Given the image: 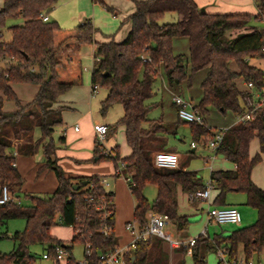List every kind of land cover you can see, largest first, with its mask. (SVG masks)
<instances>
[{
	"label": "trees",
	"instance_id": "16d2710c",
	"mask_svg": "<svg viewBox=\"0 0 264 264\" xmlns=\"http://www.w3.org/2000/svg\"><path fill=\"white\" fill-rule=\"evenodd\" d=\"M58 1L4 0L0 9V89L18 104L16 111H5L0 97V192L3 186L16 192L23 184L16 168L17 154L34 155L40 148L45 158L42 167L54 171L58 179V186L47 196L26 193L28 204L11 202L0 206L2 226L9 219L26 220L24 230L12 236L16 247L9 253L0 251V264H33L35 256L30 251L31 246L41 244L51 250L57 243L66 245L52 234L59 223L74 230L71 245H66L71 250L68 264H75L72 249L77 242L90 244L93 264H100V251L118 245L115 235L107 237L100 232V213L88 202L92 196H110L114 198L116 212L115 192L101 186L102 175H67L57 156L54 134L63 123L62 111L66 107L58 106L59 97L83 83L82 43L97 45L91 82L93 86L108 89L101 103L103 114L113 104L123 106L122 122L131 148L130 154L121 158L118 147L115 156H107L96 144L95 160L111 159L116 168L119 160L125 162L123 174L131 179L128 185L136 203L133 216L140 227L145 226L147 214L153 210L168 215L177 230L187 229L190 219L178 211V187L190 194L206 187L195 170L182 165L159 167L154 162L157 152H174L168 148L165 138V134L175 132L174 126L166 123L163 117H150L155 107L163 106L162 102L151 101L156 95L155 82L161 71L171 84L187 81L189 86L197 72L206 71L201 83L203 96L199 104L194 105L204 116V123L178 117L179 122L189 123L193 137L203 139L205 144L218 131L206 123L209 108L240 115L245 111L246 92L240 88L238 80H252L257 86L264 84V69L249 62L250 58H264V0H256L257 13H214L200 7L195 0H134L136 9L130 16L132 26L127 36L119 42L111 39L101 43L95 40L98 29L92 19L72 28L61 27L56 20L45 21L43 15H48ZM107 8L116 12L112 7ZM168 13H175L178 18L164 21ZM20 17L24 22L9 26L11 40H4L2 29L7 20ZM177 38H187L188 55L175 54ZM13 82L37 84L39 91L31 102L22 104L12 90ZM37 127L41 135L34 138ZM256 138L259 153L252 155L251 144ZM59 141L64 143L65 137H59ZM218 152L236 167L211 172L210 179L219 191L214 203L226 206L229 193L242 192L246 194V205L256 209L258 217L254 223L227 235L210 238L200 234L192 253L194 264H207V252L218 248H224L229 258L235 259L242 246L247 261L264 249V189L252 179L253 168L264 154V111L253 120L224 129ZM150 184L157 187L153 203L144 194L145 187ZM74 185L79 188L75 189ZM115 215L110 220L113 225ZM78 228L81 232L76 233ZM159 244V240L139 241L129 262L169 264L164 253L155 254Z\"/></svg>",
	"mask_w": 264,
	"mask_h": 264
},
{
	"label": "rangeland",
	"instance_id": "374dc122",
	"mask_svg": "<svg viewBox=\"0 0 264 264\" xmlns=\"http://www.w3.org/2000/svg\"><path fill=\"white\" fill-rule=\"evenodd\" d=\"M197 3V2H196ZM4 4V0H0V9ZM198 4V3H197ZM199 5V4H198ZM107 6L114 8L117 12H120L118 18L113 17V12L108 10ZM205 7V6H200ZM251 7L253 10H246V12L256 13L255 10H258L256 0H251ZM136 5L134 0H101V2H95L93 0H59L57 3V7L52 13L54 20H56L61 27L64 28H72L79 24L78 22H73V19L82 17L83 19H92L94 26L98 29L95 33V40L97 42H105L108 37H113L115 41H122L126 36L125 32L129 29V25L131 24L130 16L135 12ZM59 11L60 20L54 16L56 11ZM175 13H168L164 17V21H173L172 16H176ZM24 22L23 18H9L7 20L6 26L2 29L3 39L6 41L11 40V32L8 27L11 25L22 24ZM258 24H262V22H257ZM129 31V30H128ZM125 34V35H124ZM235 34V33H234ZM124 35V36H123ZM94 47L95 43H82L80 47V54L83 63V83L84 80L89 78L91 79V71L94 64ZM175 54H189V42L187 38H177L175 40L174 45ZM249 62L251 65L258 66L264 69V58L255 57L250 58ZM233 67L237 69V65L234 63ZM86 68V69H85ZM206 75V71L202 70L197 72L192 79V85L189 86L187 81H184L182 84H171L164 71L162 70L158 79L155 82V92L156 95L151 101L162 102V107H155L151 113L150 117L152 118H160L163 117L164 121L168 124L174 126L176 133L171 131L165 134V138L167 140V145L170 150H173L180 154L181 157L185 161H188V169L198 171L199 175L203 177L204 182L206 183L210 178L211 173V165H214L217 170L219 167L225 165V163H230L226 160L222 153L217 155V159H206L208 156H212L209 149L205 146L203 139L196 140L193 137L191 126L189 123H181L178 119L177 108L173 106V95L174 94H183L188 100L193 99L195 105L199 104L202 96L203 90L201 87V83ZM239 86L242 90H245V82L244 80H238ZM79 86V85H78ZM12 90L16 97L22 102V104H27L31 102L37 95L39 91V86L34 83H26V82H13L11 83ZM106 89L105 87H102ZM183 90V91H182ZM0 97L3 98L4 101V110L8 112L16 111L18 109V104L15 98H11L6 95L0 89ZM68 105L64 108L65 111L69 110L67 108ZM99 114L102 118L106 119L107 123L114 128V133L111 135L108 143L112 145L108 146L107 142L104 144L105 147H109L111 149L113 147H118L119 155L121 158L128 156V144L126 139V127L122 122V118L124 115L123 106L121 104H113L106 114L101 112L99 108ZM206 123L208 126L213 129H226L231 127L233 123L237 120V115L232 111H228L227 113H223L214 107H210L208 113L205 115ZM95 125V124H94ZM63 127L58 126L56 128L54 138L55 141L58 142L59 136ZM41 135L40 129L37 127L34 131V138H39ZM97 140V136L95 134V141ZM192 143L197 144V149L195 152H192L193 147ZM112 150V149H111ZM251 152L253 155L259 153V142L258 139H254L251 144ZM19 159V163L24 164V169L22 171L23 175V183L24 189L20 192V197L24 204H28L29 200L25 197V194H36L40 196H47L52 193V185L56 183L57 187V177L54 171L48 169L45 172L39 173V167L37 165L43 159V149L40 148L38 152L34 154L33 157H27V155L17 156ZM21 157V158H20ZM69 160H72L69 158ZM95 156L88 158L85 162L86 164L82 166L91 165H107L111 166V159H103L96 163ZM68 159L64 161L67 162ZM26 162V163H25ZM73 163L70 165H75L76 162L72 160ZM214 162V163H213ZM69 163V162H68ZM181 164V162H180ZM65 171V170H64ZM40 175V176H39ZM115 171L112 176L103 174L102 176H108L111 181V189L115 192V204H116V215H115V224H114V233L118 238L120 244H125L131 240V234L126 230V224L129 222H133L134 216V199L131 191L129 189V185L123 177L114 176ZM253 177L255 182L260 185L264 183V154H261V161L254 167ZM262 182V183H261ZM262 188V187H261ZM184 193V192H183ZM144 194L149 200L150 203H153L156 195H157V187L154 185H147L144 189ZM185 194V193H184ZM241 194V193H240ZM187 199V198H186ZM186 207H182L184 209H191L192 205H189V202L186 200ZM208 203L203 202L198 211L193 210V213L190 214V224L189 227L185 230H181L180 232L183 234L185 232L186 235L179 236V240L181 241H189L193 238H197L201 233H206L205 227H207V231L210 233V237L214 238L216 235L224 234L227 229H236L240 227V224L234 225H226L221 226L218 224L210 223L207 226V210ZM252 208L256 213V218L252 222L254 223L257 220L258 213L257 210L253 207H245ZM192 210V209H191ZM250 223V224H252ZM26 220L24 218H13L9 219L6 224H3L1 227V233L4 234L0 239V251L3 253L11 252L17 245V242L10 236L14 235L18 231H23L25 228ZM250 224H245L250 225ZM167 229L172 231L174 234L177 232L176 227L170 223L167 226ZM52 234L54 237L62 240L66 245H71V240L74 235V230L71 226H66L63 224H57L52 229ZM190 239H182L184 237H188ZM127 241V242H126ZM45 245L37 244L30 247V251L35 256V260L33 264H56L53 259H44L42 257L43 253L47 250ZM73 257L76 260H80L84 255V244L75 243L72 249ZM239 257H243V248L239 246L238 249ZM261 264H264V249L259 254ZM182 262L185 264H194V260L192 258L191 253H187L184 258H182ZM207 264H227L229 261V256L226 254L225 258L222 262V257L218 253V251L210 250L206 254ZM258 256L254 257V262H257ZM179 261L176 260L174 264H177ZM60 264H68V260H64L60 262Z\"/></svg>",
	"mask_w": 264,
	"mask_h": 264
},
{
	"label": "crops",
	"instance_id": "0c3cea01",
	"mask_svg": "<svg viewBox=\"0 0 264 264\" xmlns=\"http://www.w3.org/2000/svg\"><path fill=\"white\" fill-rule=\"evenodd\" d=\"M195 1L199 4V6H205L204 8L207 11L214 12V13H250V12H246V10H253V7H251V0H195ZM57 3L54 6V8L52 9V11L48 14L50 20H54L52 13L56 9ZM94 3H95V1H94ZM115 11L116 12L113 13V17L118 18L120 12H117V10H115ZM255 12L257 13L258 10L257 11L255 10ZM54 16L60 20L58 10L54 13ZM172 17L175 20L178 18V15L172 16ZM86 19L79 17V18L73 19V22H76V21L78 22V20H79V24H80V23H83ZM131 26H132V24L129 25V29H127V31L125 32L126 35L124 34L125 36H127L128 32L131 29ZM111 39H113V37H108L106 41H109ZM174 45H175V42H174ZM96 47H97V45L95 44L94 53H95ZM84 81L85 82H84L83 86L82 85L74 86L69 91L63 93L59 97L58 106L68 105L67 108H69V110H67V111L63 110L62 111L63 123L60 126L63 128L61 130L59 137L64 136L65 142L61 143L59 140H58V142H56L57 146H58V148H57V156L59 158L58 161H59V164L61 165V167L65 170L66 174L70 175V176L84 177V176L103 175V174L112 176L115 169H116L113 160H112L111 166L109 164H107V165H100V164L91 165V164H89L88 166H82V165L86 164L85 161L88 158H91L94 156V149H95V145H96V141H95L96 132L94 129V124H106L108 126L109 131H108L105 143L109 142L111 135L114 133V128H112L106 121V119H108V118H102L99 114V111H98L99 108L101 109L102 101L108 95V89L107 88L103 89L102 87L98 86V88L96 90H94L91 79L89 80V78L86 77V79ZM175 95L184 96L183 94H174L173 98ZM191 101L195 105L194 100L191 99ZM173 106L176 107L174 101H173ZM238 123H239V117L237 115V120L233 123V125H236ZM233 125H231V126H233ZM75 126H78L79 129L76 130ZM175 133H176V130H175ZM193 144H195V145H193ZM107 145L110 146L112 144L108 143ZM191 146L193 147L192 152H195V150L198 147L197 144L192 143ZM205 146L209 149L210 153H212V150L210 149L209 145L205 144ZM111 149L116 151V147H113ZM128 149L129 150H128L127 154H130L131 148L129 147ZM118 151H119V149H118ZM177 154L179 155V158H180V162H181L180 165H182L185 169H188V164H187L188 161H185L183 159V157L180 156L179 153H177ZM218 154H219V152H218ZM217 155H216V157H217ZM17 156H22V154H17ZM33 156L34 155H27L28 158L33 157ZM223 156L226 160H228L225 155H223ZM216 157L214 159H217ZM69 158L74 160L76 162V164L70 165L73 162H72V160H69ZM66 159H68V161L64 163V161ZM206 159L207 160L210 159V156L209 157L207 156ZM214 159H213V161H215ZM18 160L19 159H16V168L19 170L20 174L22 175L23 174L22 171L25 170L24 169L25 165L22 163H19ZM44 161H45V158H44V154H43V159L37 163V165L39 167V173L42 171L45 172L48 170V169L42 167L44 165ZM94 161L96 163H98V161H96V160H94ZM229 162L230 163H228V162L225 163V165L219 167L217 170L234 169L236 167L235 164L231 161H229ZM214 167H215L214 165H211V168H212L211 172L216 170ZM253 170H254V168H253ZM210 176H211V173H210ZM200 177L203 179L202 176H200ZM22 178H23V175H22ZM252 179L255 182L254 177H253V171H252ZM209 180H210V178H209ZM57 182H58V179H57ZM52 186H53L52 190H54V188L56 189V187H55L56 183H54ZM57 186H58V183H57ZM258 186L262 187V189H264V183H262ZM23 189H24V183L22 184L20 189L16 191V193L19 195ZM218 192H219L218 189H216V187L213 185V188L211 191V200L207 201V200H203V199L192 198L190 193H187V192L183 191L181 187H178L177 195H178V211H179V213L181 215H187L189 217L190 214L193 213V210L198 211L200 205L203 202H207L209 205L208 210H207V216H206L207 226L210 223L217 224V223L209 220L208 211H209L210 207H212V206H219V205H216L214 203V200H215ZM133 199H134V197H133ZM186 200L189 202L190 206L192 205V208H191L192 210L190 208L187 210L186 209L182 210V207H186V202H185ZM135 204L136 203H135V199H134V208H135ZM226 206L238 207V209L240 210V212L242 214V222L240 223V227H243L245 224L252 223L256 218V213L254 210H251L252 208L251 209L245 208V207H249V206L246 205V194H244L242 192H231V193H229L227 196ZM133 214H134V212H133ZM172 224L176 227V225L174 223H172ZM229 224H218V225L226 226ZM230 225H234V224H230ZM176 229H177V227H176ZM205 229H206V233H201V234H204V235L210 237V233H209V231H207V227H205ZM233 230H235V229H232V230L227 229V231L224 233V235L229 234ZM176 231L177 232H175V236L178 239L180 238L179 236H181V235L187 236V234H188V231H187V234H185V232L182 234L179 230H176ZM189 237L190 236L184 237L182 239H190ZM151 240L153 242H157L159 240L160 244L156 247L155 254H159V252L164 253L168 258L169 264H174V262L176 260L179 261L177 264H181L182 260H183L182 258H184L186 256V254L188 253L187 247L184 245H182L180 247L173 248L170 246V244L168 242L162 240L159 237L154 236L151 238ZM257 262H258V264H261V260H260L259 255H258Z\"/></svg>",
	"mask_w": 264,
	"mask_h": 264
},
{
	"label": "built area",
	"instance_id": "2783aa9c",
	"mask_svg": "<svg viewBox=\"0 0 264 264\" xmlns=\"http://www.w3.org/2000/svg\"><path fill=\"white\" fill-rule=\"evenodd\" d=\"M45 21L49 20L48 15H43ZM264 51V46L262 47ZM245 82V111L238 115L239 122L253 120L257 114L264 111V84L257 86L252 80H244ZM98 85H94L93 89L96 90ZM173 101L177 108L178 117L184 121L196 122L203 124L204 116L195 110L194 104L191 100H188L182 95H175ZM76 130L79 129L75 126ZM94 129L96 132L97 140L96 144L100 146V149L104 155L115 156L116 151L108 149L105 147L104 143L107 138L109 128L106 124H95ZM224 137V129H220L216 132L215 136L210 139L208 145L212 150V156L210 159H214L218 154L220 144ZM195 145V144H193ZM17 154V152H15ZM154 162L159 167L166 168H178L180 167V158L176 152H157L154 155ZM118 166L115 169V176L123 177L127 183L130 182V177L123 174V169L125 168V162L119 160ZM100 184L107 191H113L111 189V181L108 176H103L100 180ZM213 188V183L211 179L206 183L204 189H200L191 194L192 198L211 200V191ZM22 204V199L18 196L16 192H12L7 186H3L0 192V206L6 205L8 203ZM88 202L95 206L96 210L99 211L101 216V226L100 232L105 236L115 235L114 225L110 223V220L114 216V198L110 196L102 197H90ZM209 220L217 224H240L242 222V214L238 207L236 206H212L208 211ZM171 223L170 218L166 214L158 213L156 211L150 210L147 214V223L145 226L140 227L137 222H129L126 224V230L131 234V240L125 244H120L111 249H106L100 251L99 253V263L100 264H131L129 262V257L132 256V252L139 241H149L152 237H159L162 240L168 242L171 247L176 248L182 245L187 247L188 253H193L194 246L196 243V238L189 241L179 240L175 234L167 229V226ZM2 225L0 224V230ZM81 232V228L76 229V233ZM3 234L0 231V239ZM218 253L223 259L225 258L227 252L224 248H218ZM71 256V250L64 244L57 243L51 250H46L42 257L44 259H53L56 263L64 260H69ZM92 250L90 244H84V255L80 260H76L75 264H93L91 261ZM227 264H256L254 260L247 261L246 258L238 257L235 259H230Z\"/></svg>",
	"mask_w": 264,
	"mask_h": 264
},
{
	"label": "water",
	"instance_id": "95a60500",
	"mask_svg": "<svg viewBox=\"0 0 264 264\" xmlns=\"http://www.w3.org/2000/svg\"><path fill=\"white\" fill-rule=\"evenodd\" d=\"M74 188L75 189H78L79 188V185H74ZM11 237L13 236V235H10ZM132 259H134V256L132 257Z\"/></svg>",
	"mask_w": 264,
	"mask_h": 264
}]
</instances>
